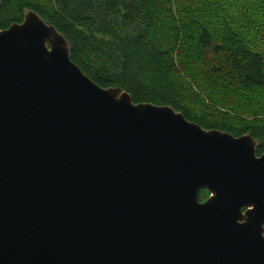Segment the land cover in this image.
Returning <instances> with one entry per match:
<instances>
[{"label": "water", "instance_id": "water-1", "mask_svg": "<svg viewBox=\"0 0 264 264\" xmlns=\"http://www.w3.org/2000/svg\"><path fill=\"white\" fill-rule=\"evenodd\" d=\"M258 146L101 88L27 10L0 31V264H264Z\"/></svg>", "mask_w": 264, "mask_h": 264}, {"label": "trees", "instance_id": "trees-1", "mask_svg": "<svg viewBox=\"0 0 264 264\" xmlns=\"http://www.w3.org/2000/svg\"><path fill=\"white\" fill-rule=\"evenodd\" d=\"M27 10L65 37L72 62L101 88H121L134 104L169 106L205 130L249 134L264 153V122L216 116L172 60L186 46L213 75L245 91L264 88V0H0V31L22 23Z\"/></svg>", "mask_w": 264, "mask_h": 264}, {"label": "rangeland", "instance_id": "rangeland-1", "mask_svg": "<svg viewBox=\"0 0 264 264\" xmlns=\"http://www.w3.org/2000/svg\"><path fill=\"white\" fill-rule=\"evenodd\" d=\"M186 46L174 49L172 60L178 77L192 84L194 92H199L205 107L215 109L216 116L225 121L240 125L241 121L264 122V88L245 91L223 76L213 75L204 66L198 54L188 58ZM192 53V52H191ZM197 111L202 110L194 103ZM210 193L205 197L207 200ZM204 200V201H205Z\"/></svg>", "mask_w": 264, "mask_h": 264}, {"label": "flooded vegetation", "instance_id": "flooded-vegetation-1", "mask_svg": "<svg viewBox=\"0 0 264 264\" xmlns=\"http://www.w3.org/2000/svg\"><path fill=\"white\" fill-rule=\"evenodd\" d=\"M206 201V200H205ZM205 201H203V202H205ZM246 212V209H243V213H245Z\"/></svg>", "mask_w": 264, "mask_h": 264}]
</instances>
